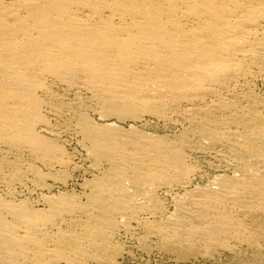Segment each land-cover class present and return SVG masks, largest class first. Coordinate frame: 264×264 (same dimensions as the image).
Returning <instances> with one entry per match:
<instances>
[{"label":"bare ground","instance_id":"bare-ground-1","mask_svg":"<svg viewBox=\"0 0 264 264\" xmlns=\"http://www.w3.org/2000/svg\"><path fill=\"white\" fill-rule=\"evenodd\" d=\"M0 181V264L264 258V0H0Z\"/></svg>","mask_w":264,"mask_h":264},{"label":"rangeland","instance_id":"rangeland-1","mask_svg":"<svg viewBox=\"0 0 264 264\" xmlns=\"http://www.w3.org/2000/svg\"><path fill=\"white\" fill-rule=\"evenodd\" d=\"M74 147H77V145L73 141L72 145L69 148L73 149ZM83 157L84 156L79 155L80 160H82ZM72 175H73L71 178L72 180L71 179L69 180V183L71 184L68 183L67 185L68 187L64 185L56 184L55 187L52 188V191L57 192V186H58V187H61V188L64 187V189L70 190L69 192H75L78 189L76 192L80 193V191H82L81 189L82 181L86 178L91 177L90 174L84 173V172H81V174L80 172L79 173L72 172ZM6 191H7L6 183L0 181V198L8 199L10 197ZM45 191H47V189H45ZM40 194H41V190L34 191V189L32 188L24 187V188H18L15 191H13L11 198L17 201H20L23 199H29L30 204H32L31 202H34L33 204L36 206H34L33 204L32 205L34 207H37L41 205V203L39 204L37 203V200L39 199ZM122 234L117 236L115 238L116 240L114 239L115 241H113L114 244H118L120 247H122V249H124L123 255L118 258L116 264H264L263 257H254L249 253H243V254L240 253V255L224 254L220 257V261H218L219 259H212V260L211 259L194 260L193 258H189V259L183 258L182 259L174 253L165 252L162 249H160L158 241L155 238H148V240L145 241L144 244H142L141 241H138L130 233L124 232ZM92 262L94 264H97V263L98 264H111L105 261L104 262L92 261ZM92 262H90V264H93Z\"/></svg>","mask_w":264,"mask_h":264}]
</instances>
